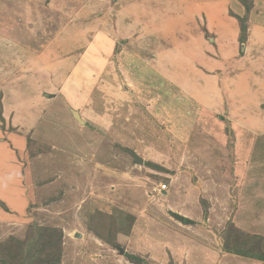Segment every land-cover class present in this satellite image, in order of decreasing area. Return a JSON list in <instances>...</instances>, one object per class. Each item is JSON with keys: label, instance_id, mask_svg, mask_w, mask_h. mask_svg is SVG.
<instances>
[{"label": "rangeland", "instance_id": "obj_1", "mask_svg": "<svg viewBox=\"0 0 264 264\" xmlns=\"http://www.w3.org/2000/svg\"><path fill=\"white\" fill-rule=\"evenodd\" d=\"M6 1L4 8L16 5ZM57 1L56 8L41 5L39 12L50 19L41 20L47 33L39 39L27 21L15 25L16 7L11 14L0 9V23H7L0 32V264H197L199 258L188 257L198 253V243L211 245L209 238L219 239L221 248L227 244L240 253H264V235L233 222L241 187L234 174L246 175L242 188L264 191V132L236 130L232 124L240 116L233 113L241 110L240 101L224 91L212 98L216 81L211 77L218 69L209 64L221 54L219 39L225 34L219 22L226 16L239 28L241 22V43L249 24L264 18V0H156L155 11L163 9L168 29L163 19L156 20L158 14L151 13L150 20L146 12L147 18L139 15V29L121 35L114 0L96 12L113 19L115 29L107 39L95 38L96 19L79 22L71 37L77 50H70L65 61L58 46L79 5ZM32 44L38 54L52 44L37 67L30 65L29 56L36 55L28 51ZM96 45L103 47L94 53L101 66L81 59ZM50 69L57 76L48 75ZM38 77L46 85L39 90L40 115L36 103L27 110L25 99L18 111L36 127L19 130L12 89L25 98ZM259 109L264 112V103ZM258 118L264 124V115ZM215 126L221 132L210 130ZM14 134L26 141L23 147ZM213 149L221 167L208 160ZM238 161L244 173L234 168ZM229 169L231 179L217 178ZM29 255L34 257L27 261Z\"/></svg>", "mask_w": 264, "mask_h": 264}, {"label": "crops", "instance_id": "obj_2", "mask_svg": "<svg viewBox=\"0 0 264 264\" xmlns=\"http://www.w3.org/2000/svg\"><path fill=\"white\" fill-rule=\"evenodd\" d=\"M8 1L9 0H7L6 2ZM3 2L4 0H0V9L5 14L7 13L11 14L12 11H14V7H16V10H18V13L15 14V20H16L15 25L17 26L18 22H21V23L23 22V24H25V21H27L28 26H30V24L34 26L32 30V35L35 34L36 37H38L39 39V37H42L44 33H47V30H46L47 28L45 27L46 24H43L41 20L45 19L49 21L50 19V14H49L50 12L45 11L46 13L49 14V17L45 16V18L43 17L42 13L39 12L41 9V5H44L45 8H48V9L51 7L56 8V4L58 1L57 0H44V2H42L41 0H13V2L16 4L15 6H12L13 10L12 9L10 10L8 7L4 8V6H1L2 5L1 3ZM60 2L63 4L72 5L74 3L76 5H79V7L72 13V16L70 18L72 20H69L66 23L68 28L66 30L65 42L58 46L59 51H60L59 57L60 59L64 61L66 59H71L70 58L71 53L69 54V52H71L70 50H77L76 49L77 45H73L75 40L72 41L71 37L77 34V29L80 23L84 24V22H86L87 20L96 19L95 28L92 29V31H94L95 33L94 34L95 38L101 37V38L107 39L108 37L107 33L112 31V29H115L113 21H111L113 19L109 20L110 14L106 12L105 13L106 15L102 14L100 16H97L98 14L96 13L100 11V9H103V10L107 9L109 6H107L106 4L111 1L60 0ZM155 2L156 0L154 1L153 0L151 1L150 0H123V1L116 0L114 4H118V6L116 8L113 7V9L115 10L114 19L116 20L117 25H118L117 34H120V35L128 34V33L133 34L132 32L133 30L139 29V24L141 25L143 21V18L139 16L140 14L143 16H146V18H147V14H149V19L151 20L152 19L151 13L153 14L155 12L153 14V17H155L156 14H158V16L156 17V20L163 19L164 20L163 23L168 22L169 21L168 17L163 16L162 8L158 7L157 9L158 11H155V8H156ZM142 4L143 5L145 4V5L142 10H139L138 6L140 7L142 6ZM148 5H150L152 8L150 9V13H148L147 11L148 8L150 7ZM240 10H241L240 7H238V12ZM85 14L87 17H85ZM32 15H33V18L35 19L33 22L29 21L30 19H33ZM250 17H251V14H250ZM250 17L248 21H252ZM126 20H128L127 23L125 22ZM214 20L216 19L214 18ZM258 21L259 22L257 23L252 22L249 24L248 34L246 35L247 36L246 40L240 43V40H239L240 28L238 26V23H236V20H234V18L226 16L224 21L219 22V25L223 24L222 27L220 26V28H221V31L225 34V37H223L222 39H219L220 47H221L219 48L221 49L219 60H216L213 58L209 60V64L213 68L218 69V71L216 72L217 75H213L211 77L212 80L216 81L215 86L212 87L210 90L211 93L213 94L212 98L216 95L215 97L216 99H218V94L221 93L220 91H224L225 93L232 94L233 95L232 97H234L237 101H240L241 110L240 111L237 110L236 113H233V116L238 115L240 116V118L238 121L235 119V122L232 125L236 128L237 131H241L244 133H248L249 131H252V130L254 131L261 130V132H264V124H262L263 123L262 120L259 122V118H258L260 117V115H264L263 110L259 109L261 108V106H263V103H264V18H262V20L259 19ZM2 23L3 25H7V23L5 22H2ZM2 23H0L1 25L0 32L3 31ZM77 23L79 24L75 28V24ZM48 25H49V22H48ZM146 25L148 26V24ZM167 26H168V23H166V27L164 26V31L168 29ZM149 28L153 29L150 26ZM78 33H80V31H78ZM152 33L153 32H151V34ZM135 34H139V33L136 32ZM155 34L158 35L160 38H163V35H164L163 32L159 30H156ZM104 42H107V41H104ZM109 43H110L109 46H111L112 39L109 41ZM33 45L34 44L30 45V49L28 51L32 53L39 51L38 49H34ZM51 45L52 44H49V45L45 44L44 45L45 48L43 47L42 49L43 53L41 54H38L36 52V55L34 54L30 55L29 56L31 58L30 65L32 66L35 65V67L39 66L42 59L44 60L47 57L46 54L49 52L48 50H50L49 48ZM46 46H49V47L47 48ZM96 46L97 47L95 48L94 47L90 48L91 50H89L88 52H86L87 51L86 49L84 52L85 54L81 55V59L83 58V60L88 64L89 63L92 64L98 61L99 66H101L102 60L99 61L100 59L99 57L94 58L95 56L94 53L95 52L99 53V50L103 49V47L100 49L98 45ZM38 47H41V46H38ZM222 47L224 49H222ZM196 48L197 47H194L195 51H197ZM111 49H112V46H111ZM238 51H240L239 57L236 56V52L238 53ZM251 53H256V54L251 55ZM203 59L206 60L205 58ZM62 60H60V62H63ZM207 62L208 60L205 61V63ZM74 65L77 66L76 64ZM245 68H247L248 70H246ZM56 72L57 71L55 69L53 70L50 69L49 71H47V74L48 75L52 74L53 76H57ZM232 74H235V77H233ZM250 80H252V84L249 83ZM33 83H34V88H33L34 90L32 91V93L29 92L25 96V98L20 96V93L17 90V88L12 89V92H11V100L14 101V103H12L13 107L11 106V108H14L13 109V114H14L13 119L19 122L21 126H24L22 127L23 128L22 129L21 126L19 125L20 126L18 127L19 130L21 129L24 131L25 130L29 131L30 129H33L34 127H36V123H34V121L31 118L26 119L25 117L18 115V111L21 106V102L19 101L21 99H25V102L27 103V110L29 107L28 105H33V103L37 104L34 106L35 110L38 111L37 113L38 115L36 116H39L41 112V110H39L40 107H38V105L40 103L39 101L42 102V99H41L42 94L40 93L39 90L42 88H45L46 85L44 83H41V79L39 77L35 79ZM255 84H257V86ZM199 88L201 89V86ZM74 101H77V100L74 99ZM10 103H11L10 99L5 100L6 106L10 105ZM212 104H215L214 101L212 102ZM216 106L218 109L220 108V106H218L217 104ZM249 106L253 108L252 115H249L251 113ZM29 110L31 111V109ZM35 110L34 112L31 111L33 112L32 114L36 113ZM223 110L224 109L222 107L220 111H223ZM229 110L232 111L230 108ZM14 124L17 125L15 122ZM250 127H252L251 130L249 129ZM210 130L212 132L214 131L221 132L217 126L213 128L211 127ZM12 138L14 139V142H17V144L19 143L18 147H23L24 144H26V141L22 140L21 138H18L16 134H14ZM213 151L214 153L209 154L208 160L215 167L216 166L221 167L220 161H218L217 162L218 165H216L217 163L213 160L214 156H217L216 150L213 149ZM256 158H257L256 160L259 162L260 158L259 157H256ZM228 162H230L229 158L226 160L225 164H227ZM242 164H241V161L234 163V168L236 167L237 169H239L240 171L239 173H244V167L242 166ZM217 175H218L217 173L216 175L214 174L213 179H215ZM219 175L220 177L218 176L217 178L220 180L226 178L227 175H229V178L231 179L230 169L229 171H226L225 173H221ZM245 176L246 175H244L243 177H240L239 175L234 174V178L240 181L241 187L240 189H238V192H237L238 199H237V204L235 207L236 209L234 208L235 214L233 217V222L235 223V226L244 230L245 232L253 233L256 235L257 234L264 235V191L255 190L254 192L249 186L245 187L246 182H247V178L245 179ZM243 184H245L244 188H242ZM244 189L246 190L251 189V190L244 191ZM181 192L182 193L180 195H183L184 194L183 191ZM246 196L248 197L247 199H246ZM183 199H185V197H183ZM11 201H14L13 203H15V201L17 200L13 198V200ZM209 240H210V243H212L211 245L206 246V245H202V243H198L197 244L198 253H195L196 250H194L193 255L189 256L188 258L190 259L199 258V260L200 259H211L212 260L213 258L218 257L214 262L211 261L210 264H264V260H260V259L253 258V257H246L242 255H235L233 253L222 250L221 242L217 238H214V240L209 238ZM203 254H207V255L204 256ZM199 260L197 261V264H201ZM202 264H208V263H202Z\"/></svg>", "mask_w": 264, "mask_h": 264}, {"label": "trees", "instance_id": "obj_3", "mask_svg": "<svg viewBox=\"0 0 264 264\" xmlns=\"http://www.w3.org/2000/svg\"><path fill=\"white\" fill-rule=\"evenodd\" d=\"M246 10H247V8H246ZM243 29H244V27H243L242 23L240 22V30L243 31ZM147 164H149L150 166H152L154 168H159L156 164H154L152 162H149ZM183 221H187L188 222V219L186 217H183ZM251 237L249 236V238H251ZM244 247L247 249V246H244ZM222 249L224 251H226V252H233V253H237V254H240V255H243V256H249V257L257 258V259H260V260H264V253L260 252V251H259V253L257 252L256 254H253V251L252 252H248V253H242V252L240 253L239 251H235V248L229 247L227 244L224 247L222 246ZM26 254H28V251H27ZM33 257H34V255L27 256V261H30Z\"/></svg>", "mask_w": 264, "mask_h": 264}, {"label": "water", "instance_id": "obj_4", "mask_svg": "<svg viewBox=\"0 0 264 264\" xmlns=\"http://www.w3.org/2000/svg\"><path fill=\"white\" fill-rule=\"evenodd\" d=\"M74 112H76V111H73V115H74ZM76 114H77V112H76ZM126 149L131 153V155H133L134 159H136L138 162L141 163L143 161L140 157H138V155L132 149H129V148H126ZM171 214L178 220L182 219V216L178 213L171 212ZM120 252L123 253V250H120Z\"/></svg>", "mask_w": 264, "mask_h": 264}, {"label": "built area", "instance_id": "obj_5", "mask_svg": "<svg viewBox=\"0 0 264 264\" xmlns=\"http://www.w3.org/2000/svg\"><path fill=\"white\" fill-rule=\"evenodd\" d=\"M103 1H113V0H103ZM166 189V185L163 183L160 185V187L158 188L159 192H163Z\"/></svg>", "mask_w": 264, "mask_h": 264}, {"label": "clouds", "instance_id": "obj_6", "mask_svg": "<svg viewBox=\"0 0 264 264\" xmlns=\"http://www.w3.org/2000/svg\"><path fill=\"white\" fill-rule=\"evenodd\" d=\"M161 193H164V191H163V192H161Z\"/></svg>", "mask_w": 264, "mask_h": 264}, {"label": "bare ground", "instance_id": "obj_7", "mask_svg": "<svg viewBox=\"0 0 264 264\" xmlns=\"http://www.w3.org/2000/svg\"><path fill=\"white\" fill-rule=\"evenodd\" d=\"M77 116V115H76Z\"/></svg>", "mask_w": 264, "mask_h": 264}]
</instances>
